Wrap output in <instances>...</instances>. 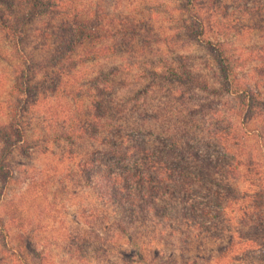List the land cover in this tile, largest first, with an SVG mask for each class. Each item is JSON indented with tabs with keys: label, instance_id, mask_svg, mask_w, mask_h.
<instances>
[{
	"label": "rangeland",
	"instance_id": "374dc122",
	"mask_svg": "<svg viewBox=\"0 0 264 264\" xmlns=\"http://www.w3.org/2000/svg\"><path fill=\"white\" fill-rule=\"evenodd\" d=\"M185 4L186 0H78L76 7L81 13L88 15L95 11L103 30L105 26L110 35L104 30L106 40L95 47L77 48L62 58L70 60L66 67L72 71L61 78L53 96L40 84L35 90L31 88L34 97L25 96L24 99L12 92L15 81H18L19 75H15L21 62L28 66V72L38 71L42 65L44 53L40 47L43 44L33 34L35 29H44L47 22L32 26L22 45L27 49L23 57L17 55L16 48L8 41L2 40L0 33V149L3 138L14 141V129L20 127L21 131V139L3 161L7 179L4 181L2 177L0 180L2 249L11 253L18 244L17 237L26 238L30 234L37 251H45L48 264H170L169 261L180 264L178 258L173 256L169 260L165 255L172 242L167 237V227L174 223H163L154 217L153 222L159 223L155 225L156 237L149 231L148 221L143 222L145 224L128 223L124 210L120 211L110 203L102 204L100 197L107 184L97 178L109 176L111 172L88 168L89 172L84 173L81 167L86 159L97 158L94 153V157L89 155L93 144L88 143V138L67 143L58 137L73 120L76 119L80 127L92 119H89V115H94L88 107L86 95L97 93L101 88H111L112 93L107 97L110 100L108 114L119 125L127 129L149 127L153 131L150 140L158 133L161 139L171 134L178 136L182 124L187 131L199 126L202 135L199 139L208 141L209 124L226 115L227 101L214 102L215 107L210 104L207 93L185 91L191 86L187 84L183 88L178 83L164 84L155 76L156 73L167 74L163 73L166 68H175L180 62L201 79H208L213 69L211 55L199 46L186 28L189 20ZM193 5L204 19L203 38L219 40L235 55L245 58L244 79L256 77L257 69L264 71V0H197ZM220 29L228 33H221ZM47 41L48 49H51L52 40ZM104 45L110 55L100 56V52H93ZM101 73L104 77L94 83L95 77ZM31 76L28 74L29 78ZM28 85L33 87L36 84L31 80ZM72 87H82L79 93L82 97L78 95L76 102L63 96L70 89L77 94ZM180 95L183 97L177 98ZM94 139L99 140L98 137ZM159 144L157 142L154 147H161ZM197 152L208 154V150ZM85 174L95 177L91 188L84 187ZM103 222L108 225V230L103 228ZM231 227L236 229L234 225ZM72 234L102 243L113 238L111 242L123 246L118 251L105 249L104 244L102 247L97 245V248L92 245L90 250L95 249V252L80 250L79 241L67 240L68 236L75 238ZM199 235L204 239L191 241L189 247L182 246L185 249L182 264H264V248L260 251L248 245L239 248L238 242L233 241L234 245L227 249L229 235L224 234V238L217 240L208 239L205 231ZM130 239H133V246L129 245ZM157 239L163 243V254L154 262L152 253L143 250L141 254L145 261L139 262L138 255L134 254L136 249L132 248L136 241L139 240V244L140 241L154 242ZM120 252L128 259L119 260Z\"/></svg>",
	"mask_w": 264,
	"mask_h": 264
},
{
	"label": "trees",
	"instance_id": "16d2710c",
	"mask_svg": "<svg viewBox=\"0 0 264 264\" xmlns=\"http://www.w3.org/2000/svg\"><path fill=\"white\" fill-rule=\"evenodd\" d=\"M77 1L0 0L1 38L14 46L17 55L21 57L26 54L27 49L22 48V45L28 39L32 26L47 22L43 25L44 29H35L33 34L43 44L40 50L44 57L38 71L28 72V66L24 62H21L18 72L14 70L17 72L15 76L19 77L12 92L21 95V98L32 97L31 88L35 90L38 84L43 85L42 88L53 96L58 90L61 78L72 71L66 67L70 60L65 61L62 58L85 45L95 47L106 40L105 31L110 35L105 26V31L103 30L95 11L88 15L81 13L76 7ZM196 1L186 0L185 11L189 20L186 28L197 39L199 46L212 57L214 66L208 79H201L182 62L175 68H166L163 73L167 74L161 76L156 73L155 76L164 84L178 83L183 88L190 85L191 89L189 87L185 91L198 90L200 93H207L212 105L214 102L227 101L226 115L217 120L218 122L209 124L208 141L199 139L202 136L199 126L187 131L182 124L179 125L178 136L171 134L161 139L158 133L150 140L153 131L149 127L127 129L119 125L108 114L110 100L107 97L112 93L111 88H101L97 93L86 95L88 107L94 116L89 115V119H92L80 127L76 124L77 120H73L67 124V130L63 131L61 137H58L67 143L88 138V143L93 144L89 155L97 158L86 159L81 167L84 173L89 172L88 168L100 171L107 169L111 172L109 176L102 175L97 178L107 184L100 197L102 204L110 203L112 207L124 210L128 223L145 224L143 222L148 221V229L155 236V225L159 223L153 222L154 217L163 223H174L167 227V237L172 242L165 255L167 259L173 256L178 258L180 264L183 263L184 247H189L193 240L204 239L199 235L202 231L208 234L210 240L224 238V234L229 235L227 249L234 245L233 241L238 242L239 248L246 245L257 247L258 251L264 248V71L255 67L257 76L244 79L242 70L246 64L245 58L235 55L219 40L203 38L206 27L202 15L193 5ZM220 32L228 33L225 29H220ZM49 38L52 40L51 49L47 46ZM94 50L95 53L100 52V56L111 54L107 45ZM28 74L32 76L29 78ZM103 77L104 74L101 73L93 82L96 83ZM24 78L25 81H22ZM31 80L36 84L33 87L28 85ZM81 88L73 89L77 90V94L70 89L63 96L76 102L82 92ZM36 96L35 94V98ZM14 131L16 139L10 141L11 138L5 137L1 144L0 180L3 177L4 181L7 179L4 176V158L21 139L20 127H16ZM96 137L99 138L98 141L94 139ZM157 142L161 147H154ZM200 149L206 152L208 150V154L198 153L197 150ZM94 180L95 177L86 175L84 187L94 186ZM14 222L13 213L12 223ZM231 225L236 229L233 230ZM103 228L108 230L109 227L104 224ZM66 235L67 233L64 234ZM82 236H68L67 240L79 241L80 250H90L92 245L97 248V245L102 247L104 244L105 249L118 251L123 246L111 242L113 238L110 242L102 243ZM17 240L18 244L11 253L2 249L3 245L0 244V264H48L45 251H37L32 235L29 234L26 238L19 236ZM138 242L139 240L136 244ZM131 244L133 246V239L129 241V245ZM136 244L132 248L136 249L134 254L138 255L141 263L145 261L141 254L143 250L152 253L154 262L163 254V243L159 239ZM90 251L95 252V249ZM118 257L119 260L128 259L122 252Z\"/></svg>",
	"mask_w": 264,
	"mask_h": 264
}]
</instances>
